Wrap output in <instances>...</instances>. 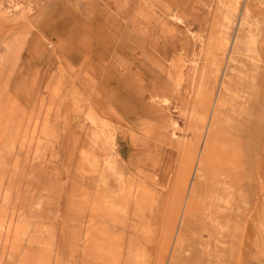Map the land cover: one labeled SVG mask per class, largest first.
Masks as SVG:
<instances>
[{
  "label": "rangeland",
  "instance_id": "1",
  "mask_svg": "<svg viewBox=\"0 0 264 264\" xmlns=\"http://www.w3.org/2000/svg\"><path fill=\"white\" fill-rule=\"evenodd\" d=\"M104 3L0 0V264H264V0H132L139 76L92 32L53 58Z\"/></svg>",
  "mask_w": 264,
  "mask_h": 264
},
{
  "label": "crops",
  "instance_id": "2",
  "mask_svg": "<svg viewBox=\"0 0 264 264\" xmlns=\"http://www.w3.org/2000/svg\"><path fill=\"white\" fill-rule=\"evenodd\" d=\"M134 3L136 4V2ZM135 4H132V0H105V3L102 5H92L93 8L91 10H83L80 12L83 13L84 16V25H70L68 23H64L66 21L68 22V20L63 18L64 15L61 14L59 15V19L53 17L51 19V23L47 25L48 30L45 32L46 39L53 44L52 57H57V53L62 55L65 44H69L71 42V38L74 37L77 43L79 41L76 38L77 35L83 39L84 37H87L86 35L91 34L92 32L93 37L95 38L91 41V38L87 37L91 42L98 43L103 49V52L107 54L120 55V63L122 62L124 65H129L130 72L128 74L133 76L132 74L135 70L134 74L136 73V75L139 76L140 69L138 67H133L130 63V60L133 58L129 56L134 55L135 53L133 52V47H130V45H134L139 42L135 39L133 31V29L139 28L141 23L139 15L137 14L139 13L138 7L137 9H134ZM153 10L154 9H152L151 12H153ZM89 11L93 13H90L89 15L86 14ZM76 26H81L83 30H76L75 32L72 31V27L76 28ZM150 27L153 28L154 26L149 23L148 28ZM154 33L155 32L153 31H148L146 41L149 48L147 52L148 64L150 66L148 68V77L149 79L151 78V82L153 83V87L150 88V90L155 93L156 79L157 77H163L164 74L159 70L157 71L155 64H153L155 63V60L152 59V55H154L153 52L155 51ZM151 46L153 47V52L151 51ZM190 55L197 54L190 53ZM147 101L148 100L144 101L141 106L137 104L135 107L148 109L147 112L149 116L150 112H153L152 108L154 109V107L151 108L152 105L149 101ZM138 116L139 118L145 117L140 115ZM147 118L149 119V117ZM132 146L133 145H131V147Z\"/></svg>",
  "mask_w": 264,
  "mask_h": 264
},
{
  "label": "bare ground",
  "instance_id": "3",
  "mask_svg": "<svg viewBox=\"0 0 264 264\" xmlns=\"http://www.w3.org/2000/svg\"><path fill=\"white\" fill-rule=\"evenodd\" d=\"M167 16H169L172 20H175V22L176 23H178V24H180L183 20V18L180 16V15H178L177 13H168L167 14ZM188 39L189 40H193V38L195 37V35H194V31H190L189 32V34H188ZM197 39H198V37H197ZM188 45V44H187ZM19 46V45H18ZM194 62V61H193ZM143 67V66H142ZM228 67H229V65H228ZM227 67V68H228ZM183 68V67H182ZM195 69H196V67H194V68H191V65H190V68H189V71L191 72V73H195ZM175 70V69H174ZM182 70V69H181ZM176 71H175V77L172 79V81H174L175 82V84L177 85V83H178V77H176ZM225 91H228V88H227V86H225V84H224V82L222 81L221 82V84H220V87H219V90H218V96L220 95V93L221 92H225ZM219 104H220V99L217 101ZM216 102V103H217ZM215 115L213 114V112H211V115H210V118H209V124L215 119ZM175 123V122H174ZM175 127V126H174ZM208 131H209V125H208V127H206V129H205V135H204V138H203V141H202V144L201 145H203V147L205 146V145H207L208 144ZM174 135V134H173ZM172 138H174V137H172ZM199 155V154H198ZM200 156V155H199ZM199 158V161H198V167H199V163H200V157H198ZM186 206H187V204L185 203L184 204V209L186 208ZM184 224V216L183 215H181L180 216V218H179V221H178V226H179V228H181L182 227V225ZM176 237H177V239H178V237H179V235H178V232H176Z\"/></svg>",
  "mask_w": 264,
  "mask_h": 264
}]
</instances>
